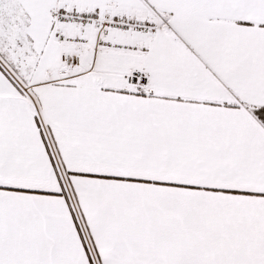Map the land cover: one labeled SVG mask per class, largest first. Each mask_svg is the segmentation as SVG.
<instances>
[{
	"label": "snow or ice",
	"instance_id": "1",
	"mask_svg": "<svg viewBox=\"0 0 264 264\" xmlns=\"http://www.w3.org/2000/svg\"><path fill=\"white\" fill-rule=\"evenodd\" d=\"M0 264H264V0H0Z\"/></svg>",
	"mask_w": 264,
	"mask_h": 264
}]
</instances>
